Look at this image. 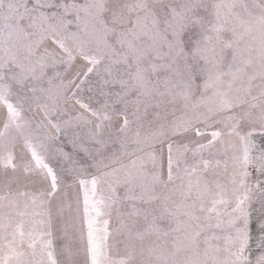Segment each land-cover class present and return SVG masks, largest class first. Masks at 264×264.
<instances>
[{
  "label": "snow or ice",
  "instance_id": "snow-or-ice-1",
  "mask_svg": "<svg viewBox=\"0 0 264 264\" xmlns=\"http://www.w3.org/2000/svg\"><path fill=\"white\" fill-rule=\"evenodd\" d=\"M0 264H264V0H0Z\"/></svg>",
  "mask_w": 264,
  "mask_h": 264
}]
</instances>
